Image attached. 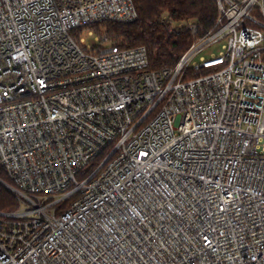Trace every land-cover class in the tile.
Instances as JSON below:
<instances>
[{"label":"built area","instance_id":"2783aa9c","mask_svg":"<svg viewBox=\"0 0 264 264\" xmlns=\"http://www.w3.org/2000/svg\"><path fill=\"white\" fill-rule=\"evenodd\" d=\"M216 2L156 72L76 36L133 0H0V264H264V0Z\"/></svg>","mask_w":264,"mask_h":264},{"label":"trees","instance_id":"16d2710c","mask_svg":"<svg viewBox=\"0 0 264 264\" xmlns=\"http://www.w3.org/2000/svg\"><path fill=\"white\" fill-rule=\"evenodd\" d=\"M138 20L131 24H100L108 33V40L120 49L145 47L149 70H172L194 42L187 23L197 26L202 37L214 29L218 18L216 0H133ZM186 24L178 28L179 24ZM94 28L93 26L90 27ZM98 30V29H97ZM83 30H78L79 36ZM189 73L187 79L197 77ZM0 180L12 185L0 166ZM20 210L15 195L0 183V213L11 214Z\"/></svg>","mask_w":264,"mask_h":264},{"label":"rangeland","instance_id":"374dc122","mask_svg":"<svg viewBox=\"0 0 264 264\" xmlns=\"http://www.w3.org/2000/svg\"><path fill=\"white\" fill-rule=\"evenodd\" d=\"M94 28H91L90 31L86 30L82 32L80 35L85 37L86 43H92V44H98V43H111L110 40H108V33L105 29L104 25H94ZM98 29V30H97ZM89 32H92V36H89ZM95 39H98V43L95 42ZM221 49V45H215L207 50L206 54L209 55L210 52H216L218 53Z\"/></svg>","mask_w":264,"mask_h":264},{"label":"water","instance_id":"95a60500","mask_svg":"<svg viewBox=\"0 0 264 264\" xmlns=\"http://www.w3.org/2000/svg\"><path fill=\"white\" fill-rule=\"evenodd\" d=\"M0 183H1V184H4L3 181H1V180H0Z\"/></svg>","mask_w":264,"mask_h":264}]
</instances>
